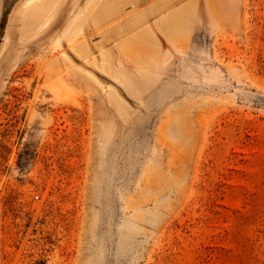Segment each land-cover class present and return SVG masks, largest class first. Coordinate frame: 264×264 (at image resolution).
Listing matches in <instances>:
<instances>
[{"label": "rangeland", "instance_id": "1", "mask_svg": "<svg viewBox=\"0 0 264 264\" xmlns=\"http://www.w3.org/2000/svg\"><path fill=\"white\" fill-rule=\"evenodd\" d=\"M0 264H264V0H0Z\"/></svg>", "mask_w": 264, "mask_h": 264}, {"label": "built area", "instance_id": "2", "mask_svg": "<svg viewBox=\"0 0 264 264\" xmlns=\"http://www.w3.org/2000/svg\"><path fill=\"white\" fill-rule=\"evenodd\" d=\"M35 198L37 199L38 197L36 196Z\"/></svg>", "mask_w": 264, "mask_h": 264}]
</instances>
